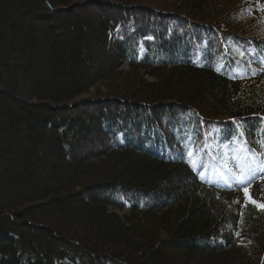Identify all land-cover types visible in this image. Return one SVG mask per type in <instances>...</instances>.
<instances>
[{
    "label": "trees",
    "instance_id": "trees-1",
    "mask_svg": "<svg viewBox=\"0 0 264 264\" xmlns=\"http://www.w3.org/2000/svg\"><path fill=\"white\" fill-rule=\"evenodd\" d=\"M95 2L97 21L0 0V264H264V189L229 203L204 183L223 147L264 158V94L235 98L232 77L264 46L263 6Z\"/></svg>",
    "mask_w": 264,
    "mask_h": 264
},
{
    "label": "rangeland",
    "instance_id": "rangeland-1",
    "mask_svg": "<svg viewBox=\"0 0 264 264\" xmlns=\"http://www.w3.org/2000/svg\"><path fill=\"white\" fill-rule=\"evenodd\" d=\"M95 1H101V0H78V3L80 2V5L83 4V5H87V6L85 7V9H82V10L80 8L76 9L74 11V14H80V15H83L84 17L89 16V17H91L92 20L97 21L99 19V16H98L99 14H97V9H96L95 5H93L96 3ZM107 1L109 4H115V5H118L120 7H123V6L127 7L124 5L125 3H129V4L137 3L138 4V5H131L129 7H140V5H143V7H141V8H147V7H145L146 5L154 7V6H159V4H160L159 8L161 7L163 10H167L170 12L178 11L177 8H175L174 5H172L175 3V0H143V1H141V0H129L128 2L118 1V0H107ZM258 1H259V4H261L264 8V0H258ZM46 4L49 6V4L47 2H46ZM144 4H146V5H144ZM180 4L181 5H178V6H185L186 1H184ZM79 10H81V11H79ZM252 13L256 14L257 12L255 9H253ZM96 46H97V43H96ZM245 52L247 54L249 61L250 60L254 61L258 55V52H255L253 50H246ZM262 60H263V64H264V54H262ZM122 64L123 63L115 64L116 70L114 69L115 70L114 72H116L115 73L116 75L114 74V76H117L118 73L119 74L121 73L120 76H117L120 78V79H118L119 82L124 83L125 86H128V84L126 82H123L124 81L123 78L127 79L128 77L131 76V75L130 76L128 75V73L130 72V68L127 65H125V64L122 65ZM247 68L250 71L251 76L246 81H243L241 83L238 82V85L234 91V97L235 98H237L238 96H241V93L243 92L244 89L245 90L249 89V91L254 89V91H258V92H261L264 94V70L262 72L257 71V69H255V65L252 62H250V65ZM140 72L143 74V78L146 80V82H155L156 81L155 78H153L149 75L150 70H141ZM119 82H115V83L118 84ZM97 89L98 90L101 89L102 92L108 91L107 87L104 85L97 86ZM92 91L95 92L96 87L93 88L91 90V92ZM91 95L90 96L84 95V96L78 98L76 100V102H83L84 101V103H88V102H90ZM91 112L94 114L96 113V111H91ZM222 152H223L224 158L226 160H228L230 157H235V156L239 155L238 152L231 150L228 147L222 148ZM76 160L84 162V164L92 162V161H93V163L98 162L96 159H94L95 161L93 159H90V155H87L86 159H84V160L81 159L80 157L76 156ZM99 160H101V158ZM130 164H132V163H130ZM249 170H252V175L255 178L251 180L249 188H245V189H242L239 191V188H241L242 186H240L237 181H238V179L243 180L244 176L245 177L248 176ZM230 174H232L233 177ZM205 178H206V181L208 184H210V183L211 184L212 183H221L222 184V187H221L222 196L229 203H233V202H237V201L240 202L244 198H247L248 200L253 199V198L259 199L261 192H262L261 190L264 187V167H260L258 169L253 170L252 168H249L247 166H244L241 169L240 167H237V166L229 168L227 166H223L222 164H220L217 168H212L208 173H206ZM252 181H254L256 184L254 185ZM115 212L120 214L121 216H123L125 213H127V211H120V210H117ZM197 259L196 260L198 262L195 261V263H189V264H202V261H205L204 259L202 260L201 256H198Z\"/></svg>",
    "mask_w": 264,
    "mask_h": 264
},
{
    "label": "snow or ice",
    "instance_id": "snow-or-ice-1",
    "mask_svg": "<svg viewBox=\"0 0 264 264\" xmlns=\"http://www.w3.org/2000/svg\"><path fill=\"white\" fill-rule=\"evenodd\" d=\"M255 177L252 175V170H249V174L248 176H246L243 180L238 179V184L240 186H244L247 183H250L252 179H254ZM253 204H256L255 201H252ZM258 207L264 208V205H257Z\"/></svg>",
    "mask_w": 264,
    "mask_h": 264
}]
</instances>
